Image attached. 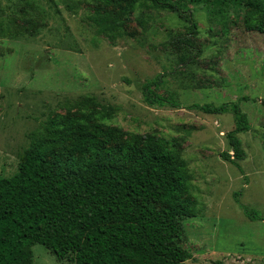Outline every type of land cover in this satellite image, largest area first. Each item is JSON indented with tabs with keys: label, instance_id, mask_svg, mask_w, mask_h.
Here are the masks:
<instances>
[{
	"label": "rangeland",
	"instance_id": "374dc122",
	"mask_svg": "<svg viewBox=\"0 0 264 264\" xmlns=\"http://www.w3.org/2000/svg\"><path fill=\"white\" fill-rule=\"evenodd\" d=\"M127 1L105 6L98 0H0L10 27L0 37V178L16 173L23 151L55 117L120 130L123 137L110 146L132 136L177 141L191 175L187 198L198 212L181 222L177 243L193 257L184 264H264V220L251 221L241 209L264 218V14L230 10L223 21L210 16L207 5H188L201 54L184 65L171 42L185 34V24L146 5L128 7ZM118 9L127 16L121 35L109 40L90 17L95 10ZM158 77L155 95L173 97L178 107L144 102L143 85ZM242 97L247 100L238 102ZM84 98L90 101L86 107L80 104ZM231 102L250 126L237 135L245 152L241 170L220 157L232 153L226 139L234 129L232 113L189 109ZM100 110L111 118L98 120ZM32 251L34 264H74L57 261L41 245Z\"/></svg>",
	"mask_w": 264,
	"mask_h": 264
},
{
	"label": "trees",
	"instance_id": "16d2710c",
	"mask_svg": "<svg viewBox=\"0 0 264 264\" xmlns=\"http://www.w3.org/2000/svg\"><path fill=\"white\" fill-rule=\"evenodd\" d=\"M98 1L110 6L119 0ZM135 4L171 13L185 24V34L171 42L182 51L179 60L184 65H193L201 54L194 43L198 25L188 5H207L209 15L223 21L230 10L264 14V0H128L126 6ZM126 16V9L95 10L90 21L97 33L114 40L121 35ZM137 22L144 27L140 17ZM9 29L0 10V37H6ZM160 83L158 77L143 85L144 102L178 107L173 97L155 95L152 87ZM89 102L84 98L80 104L86 107ZM189 109L232 113L234 129L226 134L232 153L220 157L241 170L238 162L245 159V152L237 135L247 133L250 126L238 103ZM110 116L97 113L100 121ZM48 125L45 134L32 139L23 151L16 173L0 178V264H34L35 245L57 261L70 259L74 264H184L193 259L177 243L182 220L198 215L187 198L191 175L177 141L132 136L122 145L110 146L123 137L120 130H102L80 118L55 117ZM65 142L70 144L63 147ZM57 148L59 153L54 154ZM241 209L251 221L264 220Z\"/></svg>",
	"mask_w": 264,
	"mask_h": 264
}]
</instances>
